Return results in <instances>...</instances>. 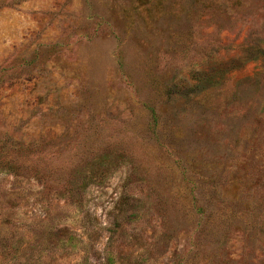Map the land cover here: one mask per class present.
<instances>
[{"label": "rangeland", "instance_id": "374dc122", "mask_svg": "<svg viewBox=\"0 0 264 264\" xmlns=\"http://www.w3.org/2000/svg\"><path fill=\"white\" fill-rule=\"evenodd\" d=\"M0 162V264H264V0H0Z\"/></svg>", "mask_w": 264, "mask_h": 264}, {"label": "trees", "instance_id": "16d2710c", "mask_svg": "<svg viewBox=\"0 0 264 264\" xmlns=\"http://www.w3.org/2000/svg\"><path fill=\"white\" fill-rule=\"evenodd\" d=\"M1 163V162H0ZM1 167L3 168V169H6V170H11V169H16V166L14 167V163L13 162H6L5 164L3 163L2 165H1Z\"/></svg>", "mask_w": 264, "mask_h": 264}]
</instances>
